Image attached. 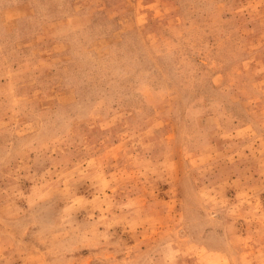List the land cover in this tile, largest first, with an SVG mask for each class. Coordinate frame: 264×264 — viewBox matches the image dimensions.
Returning a JSON list of instances; mask_svg holds the SVG:
<instances>
[{"label": "rangeland", "instance_id": "1", "mask_svg": "<svg viewBox=\"0 0 264 264\" xmlns=\"http://www.w3.org/2000/svg\"><path fill=\"white\" fill-rule=\"evenodd\" d=\"M0 264H264V0H0Z\"/></svg>", "mask_w": 264, "mask_h": 264}]
</instances>
